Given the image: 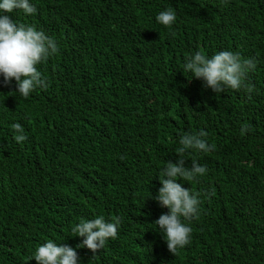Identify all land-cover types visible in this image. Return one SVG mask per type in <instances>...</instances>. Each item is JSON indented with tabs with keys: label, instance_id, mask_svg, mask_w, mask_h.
I'll list each match as a JSON object with an SVG mask.
<instances>
[{
	"label": "trees",
	"instance_id": "obj_1",
	"mask_svg": "<svg viewBox=\"0 0 264 264\" xmlns=\"http://www.w3.org/2000/svg\"><path fill=\"white\" fill-rule=\"evenodd\" d=\"M30 2L36 14L8 15L59 51L37 66L48 87L28 98L0 75V264H36L48 240L76 248L72 226L100 215L122 219L118 236L94 256L76 248L80 264H264V0ZM168 8L166 28L155 17ZM197 51L254 58L255 91L204 89L184 71ZM201 130L215 150L186 153L185 167L208 171L177 180L201 203L173 255L154 223L168 209L153 197L180 137Z\"/></svg>",
	"mask_w": 264,
	"mask_h": 264
},
{
	"label": "clouds",
	"instance_id": "obj_2",
	"mask_svg": "<svg viewBox=\"0 0 264 264\" xmlns=\"http://www.w3.org/2000/svg\"><path fill=\"white\" fill-rule=\"evenodd\" d=\"M227 2V0H225ZM14 10H21L26 15L37 13V7L30 0H0V75L5 85L15 81L16 92L23 98L37 88L48 87L46 78L38 70V65L59 51L57 42L35 26L17 24L8 15ZM157 23L168 28L176 21L172 8L159 12L155 17ZM254 58L244 59L239 53L220 51L211 57L202 52H195L185 58L184 71L190 72L192 78L202 81L204 89H211L220 94L225 89L240 90L247 93L255 91L254 86L246 83L250 71H254ZM250 98V97H249ZM13 139L17 143L27 140L25 130L20 123L12 125ZM250 131V126H241V133ZM208 133L201 130L196 134H183L179 139L180 147L176 149L178 159L175 163L166 162L160 172L159 187L155 201L167 213H162L154 223L166 242L167 249L173 255L191 242L193 219L200 214V193L193 194L189 188H184L177 180L198 183L208 169L201 166L195 159L191 167H185L186 153L191 151L208 153L215 150V145L206 141ZM187 221V223H186ZM122 219L113 218L106 221L103 215L92 220L81 219L71 228L73 237L83 238L76 248H86L96 255L109 239L115 240ZM76 248L67 244H57L52 240L37 247L33 259L36 264H80Z\"/></svg>",
	"mask_w": 264,
	"mask_h": 264
}]
</instances>
